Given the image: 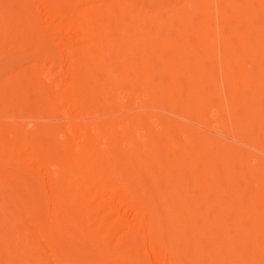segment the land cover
<instances>
[{"label": "bare ground", "instance_id": "obj_1", "mask_svg": "<svg viewBox=\"0 0 264 264\" xmlns=\"http://www.w3.org/2000/svg\"><path fill=\"white\" fill-rule=\"evenodd\" d=\"M0 264H264V0H0Z\"/></svg>", "mask_w": 264, "mask_h": 264}]
</instances>
